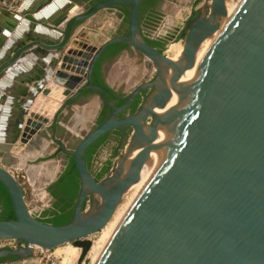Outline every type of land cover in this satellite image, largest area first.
I'll use <instances>...</instances> for the list:
<instances>
[{
  "label": "water",
  "instance_id": "95a60500",
  "mask_svg": "<svg viewBox=\"0 0 264 264\" xmlns=\"http://www.w3.org/2000/svg\"><path fill=\"white\" fill-rule=\"evenodd\" d=\"M62 1L17 2L7 29L22 15L35 28L42 22L58 26L66 14L51 22L46 16ZM142 2L95 0L87 11L69 18L62 34L43 30L44 41L29 44L48 49L53 58L28 93L11 134L4 129L5 109L0 116V182L14 214L0 219V241H5L0 263L31 258L37 250L51 251L100 232L176 127L157 170L95 264H264V0H231L227 8L226 0H210L186 22L178 60L147 41ZM123 5H128L126 35L101 41L104 30L84 25L99 11H121ZM114 43L127 44L154 67V76L135 86L119 106L93 82L98 60ZM85 89L93 90L110 114L82 137L69 134L72 148L60 144L72 156L79 189L67 222H44L33 214L25 187L10 172L18 160L12 149L35 141ZM149 89L134 113L118 116ZM53 100L64 104L47 114ZM114 129L121 131L118 147L123 150L98 180L87 165L86 151ZM162 129L165 138L153 146Z\"/></svg>",
  "mask_w": 264,
  "mask_h": 264
},
{
  "label": "crops",
  "instance_id": "0c3cea01",
  "mask_svg": "<svg viewBox=\"0 0 264 264\" xmlns=\"http://www.w3.org/2000/svg\"><path fill=\"white\" fill-rule=\"evenodd\" d=\"M22 1L0 0V82H3L0 89V116H2L5 109L4 117L7 125L4 129L7 134H11L14 123L20 117L21 106L28 98V93L32 90L36 80L40 79L42 73L46 71L53 58L52 54L50 56L51 52L48 49L39 45L30 47L29 44L34 39L43 42L44 40L40 36L43 30L57 35L62 34L66 29L69 18L79 12L87 11L91 4L95 2V0H63L46 16V21L51 22L57 21L62 15L66 14V18L58 26L50 23L43 24L42 22L35 23L38 24V28H35L34 23H29L30 21L22 15L13 29L8 30L7 25H9L17 10V2L20 5ZM44 9L45 7L40 9L39 13L43 12ZM73 10L74 12L70 13ZM122 23L123 14L119 9H103L87 20L84 25H100L99 28L105 31L104 35L101 36V41H103L115 35ZM141 26L142 30L145 31V27ZM33 30L37 32L35 33ZM4 32L7 33L5 36H3ZM78 32H80V29ZM106 81L110 87H118H114L113 83H110L108 73ZM55 94H58V92H55ZM40 97H42L40 94L37 95L38 99ZM80 97L82 98H77L72 103L69 101L66 106L62 107L56 122L52 123L50 121L46 124L41 131L42 134L35 141L27 145L16 143L13 148H18L17 151L14 152V149H12V153L18 159L13 165L14 168L24 170L38 188L40 179L45 175L46 167L61 163L62 159L59 157L54 158L58 153L63 154L60 144L68 143L66 139L69 138V134L78 135L76 129H78L81 121L86 118L90 121L87 112L90 106L95 107L94 98L90 96L87 100H84L83 96L80 95ZM63 104V102H59L58 107ZM55 127L63 130L65 137L55 134ZM36 256L4 264H32L37 260Z\"/></svg>",
  "mask_w": 264,
  "mask_h": 264
},
{
  "label": "rangeland",
  "instance_id": "374dc122",
  "mask_svg": "<svg viewBox=\"0 0 264 264\" xmlns=\"http://www.w3.org/2000/svg\"><path fill=\"white\" fill-rule=\"evenodd\" d=\"M210 0H176V2L172 1H164L162 3V13L163 18L159 22V25L165 21H171L174 20L175 17H179L183 14V11H190L193 12L194 10H201L205 9L206 4H208ZM163 21V22H162ZM158 25V26H159ZM100 25H94L90 27H99ZM157 26V27H158ZM155 28V30L157 29ZM146 30V27H145ZM155 30L152 32V34L155 33ZM105 33V31H104ZM108 35V34H107ZM183 41V40H182ZM181 41V42H182ZM169 41H167L165 45V50L170 45H173L175 43L170 44ZM109 67L107 68V73L109 77V81L114 87L117 86H123L124 92L128 94L135 86L138 84L148 81L151 76L154 74V67L152 63L146 59L143 56H140L135 52V50H124L121 52L116 58H114L113 61L109 62ZM60 92L56 96H60ZM94 98V105L95 107H98L99 100L97 96L92 95ZM95 124V118L90 117V121H88V118H86L84 121H81V124H79L77 130V136L82 137L86 132H89L93 125ZM75 129V128H72ZM74 134V133H73ZM102 150L99 151L96 159L93 162L92 170L96 171L105 160L109 159L112 162V166L116 162L118 156L122 152L123 148L119 149L117 152L115 151L117 149L116 144H107L104 145ZM60 158L61 163L55 165H48L45 169V172L43 177L39 181V190L38 193L42 198V202H39L38 204H32L29 207L31 208V211L33 214L37 215L41 212H44L45 210L52 208V197L49 192H47V185L54 180L57 175L60 174V171L63 167V154L58 153V155L54 158ZM24 171V170H23ZM29 201V199H27ZM99 238V232L89 236L88 240L91 241L92 245L88 253L85 255L83 259H81V248L78 246H75L74 244H66L64 246H60L56 249H53L51 251H41L37 250L36 257L37 260L34 261L32 264H91V256L94 255L95 249H96V242ZM5 241H0V245H4ZM4 264V262H2Z\"/></svg>",
  "mask_w": 264,
  "mask_h": 264
},
{
  "label": "trees",
  "instance_id": "16d2710c",
  "mask_svg": "<svg viewBox=\"0 0 264 264\" xmlns=\"http://www.w3.org/2000/svg\"><path fill=\"white\" fill-rule=\"evenodd\" d=\"M156 1L157 0H144L143 3H147V2L155 3ZM143 3L140 8L141 25L147 27L149 26L150 18L146 17V6L143 5ZM121 11L123 14V23L127 24L128 5H123L121 7ZM147 41L155 48H158L162 44V41L160 40H151L147 38ZM128 48L129 46L124 43H114L108 46L103 56L98 60L93 72V82L97 85H100L106 93L107 100L116 104L117 106L122 105L125 102L127 98V94L117 93L115 88L110 87L108 84H106L102 76L101 69H102V64L105 61L112 60L113 57L119 55L121 52H123L125 49ZM90 93H94V91L91 89H85L81 92V95H88ZM75 100L76 99L71 100L70 103L74 102ZM138 102L139 101L135 102L133 106L136 107ZM109 113L110 110L102 104V110L97 124H100L102 121H104L108 117ZM110 133L111 132L104 134L96 142H94L91 146H89L86 151L87 165L89 169L92 171L93 175L98 180L106 176L109 173L110 169L112 168L111 160L107 159L98 169H96V171L92 170L93 162L96 159L99 150L101 149V147L104 146V143L107 141ZM78 180H79L78 174L74 166L72 156L70 155V160L67 164L66 169L48 189V191L54 197H57V201L52 205L51 209L44 211V214L47 217L42 221L54 223V224H62L69 220L73 209V203L76 199L79 189ZM24 187L26 190V198L30 200L31 199L30 188L28 186H24ZM0 204L2 206L0 219L14 218L13 208L9 194L1 182H0ZM72 244L81 248L82 250L81 259L85 257V255L88 253L92 245L91 241L88 239L77 240Z\"/></svg>",
  "mask_w": 264,
  "mask_h": 264
},
{
  "label": "flooded vegetation",
  "instance_id": "af4514ba",
  "mask_svg": "<svg viewBox=\"0 0 264 264\" xmlns=\"http://www.w3.org/2000/svg\"><path fill=\"white\" fill-rule=\"evenodd\" d=\"M144 1V0H143ZM164 1H166V0H157L155 3H151V2H147V3H143V5H145L146 6V17H149L150 19H149V26H147L146 27V30L144 31V30H142L143 31V33H144V35L147 37V38H149V39H151V40H160V41H162V44L157 48V49H159V50H161V51H166L164 48H165V45H166V43H167V41H168V39H169V36H165V37H160V38H156L155 36H154V34H152V32L155 30V28L159 25V22L162 20V18H163V13H162V8H161V6H162V3L164 2ZM168 1H172V2H176V0H168ZM142 5V4H141ZM122 12V11H121ZM197 11L196 10H194L193 12H191V14H190V17H189V19L193 16V14H195ZM188 19V20H189ZM187 20V21H188ZM172 21V20H171ZM163 22V21H162ZM185 26H186V23H185ZM185 26H184V29H185ZM142 27V26H141ZM174 26L170 23V24H168V30H170V31H172ZM184 29H183V31H184ZM183 31H182V33H181V37L183 38ZM117 33L119 34V35H126L127 34V25L125 24V23H122L121 24V26L119 27V30L117 31ZM125 50H129V51H131L132 50V48L131 47H129L128 49H125ZM118 56V55H117ZM117 56H115V57H113L112 58V60H109V61H105L103 64H102V69H101V71H102V76H103V78H104V81H106V75H107V68L105 67V64L106 63H109L110 61H113L114 60V58H116ZM154 76V74L151 76V78ZM150 78V79H151ZM106 84H107V81H106ZM109 85V84H108ZM115 90H116V92L117 93H121V94H126L125 92H124V89H123V86H118L117 88H115ZM150 92V89L149 90H147V91H141L137 96H136V98L134 99V101L131 103V105L126 109V111H124L123 113H121V114H119L118 116L119 117H122V116H125V115H128V114H132V113H134L136 110H137V108H138V106H139V104L141 103V101L143 100V97H144V95L145 94H147V93H149ZM92 95H94V96H97V98H98V100H99V105H98V107H92V106H90V108L88 109V112H87V114L92 118V117H94L95 118V124L93 125V127L91 128V129H93L96 125H98L97 123H98V119H99V117H100V114H101V110H102V102H101V100H100V98H99V96L96 94V93H90V94H88V95H81V96H83V99L84 100H87V98H89L90 96H92ZM78 98H82V97H78ZM137 101H139L138 102V104H137V106L136 107H134L133 106V104L135 103V102H137ZM77 103V102H76ZM110 114V113H109ZM91 131V130H90ZM89 131V132H90ZM130 131H131V127H128L127 128V135L129 136V134H130ZM54 132H55V134H57V135H62V137H65V134L63 133V130H61V129H57L56 127H55V129H54ZM89 132H86V133H83L84 135L85 134H87V133H89ZM111 133L109 134V137H108V139H107V141L104 143V145L106 146L107 144H109V143H113V144H116V146H117V149L115 150L116 152L120 149V147H118L119 146V142H120V138H121V131L120 130H118V129H114V130H111L110 131ZM67 138V137H66ZM67 140V144H65V143H63L65 146H66V148L67 149H69V148H72L73 147V145H74V142H72L71 141V139L70 138H67L66 139ZM102 148V147H101ZM100 150H102V149H100ZM99 150V151H100ZM99 153V152H98ZM63 161H62V163H63V167H62V169H61V171H60V174L59 175H57V177L54 179V180H52L48 185H47V187H46V189H47V192H49L48 191V189H49V187L58 179V177L62 174V172L66 169V167H67V164H68V162H69V160H70V154H66V153H63ZM50 193V192H49ZM50 195H51V197H52V205L57 201V197H54L51 193H50ZM2 212V206H1V204H0V213ZM35 215V214H34ZM38 219H40V220H43V219H45L47 216L44 214V212H41V213H39V214H37V215H35Z\"/></svg>",
  "mask_w": 264,
  "mask_h": 264
},
{
  "label": "bare ground",
  "instance_id": "6f19581e",
  "mask_svg": "<svg viewBox=\"0 0 264 264\" xmlns=\"http://www.w3.org/2000/svg\"><path fill=\"white\" fill-rule=\"evenodd\" d=\"M231 0H226V8L229 5ZM205 42V41H204ZM203 42V43H204ZM202 43V44H203ZM201 44V46H202ZM200 46V47H201ZM199 47V49H200ZM183 51V43L178 42L173 45H170L165 53L173 60H178L180 56L182 55ZM174 89V88H173ZM57 95V94H55ZM53 104H49V109L46 112L47 114L53 113V110L58 107L59 102L53 100ZM168 105V104H167ZM167 108V106H166ZM166 108L163 110H160V112H165ZM176 127L173 128V131L169 134L167 138V143L162 147V149L158 152L152 153V162L146 163L144 167L141 170L140 179L137 183L132 185L128 191L124 194L123 200L118 206L115 214L113 215L112 219L107 223V225L99 232V238L96 242V249L94 255H92L91 258V264H95L98 258L100 257L101 253L103 252L104 248L108 244L109 240L113 236L115 230L119 226L120 222L128 212V210L131 208L132 204L135 202V200L138 198L139 194L142 192L144 187L147 185L155 171L157 170L161 160L163 159L164 155L166 154L172 139L175 134ZM165 138V131L162 129L159 133L158 138L156 139L153 146H158L159 143L162 142V140ZM139 152V151H137ZM135 152L134 154H136Z\"/></svg>",
  "mask_w": 264,
  "mask_h": 264
},
{
  "label": "built area",
  "instance_id": "2783aa9c",
  "mask_svg": "<svg viewBox=\"0 0 264 264\" xmlns=\"http://www.w3.org/2000/svg\"><path fill=\"white\" fill-rule=\"evenodd\" d=\"M191 12L190 11H183V14L179 17H175L172 21H165L161 23L157 29L155 30L154 36L156 38L169 36V43H178L183 40L181 37V33L184 29L185 23L190 17ZM172 24L174 27L173 30H168V24ZM169 44V45H170ZM10 172L13 174V176L23 185L28 186L30 188V195L31 199L28 201V204L31 206L32 204H38L39 202H42V198L38 190L39 188L36 186L34 181L30 178V176L25 172L17 168H13L10 170ZM31 209V208H30Z\"/></svg>",
  "mask_w": 264,
  "mask_h": 264
}]
</instances>
